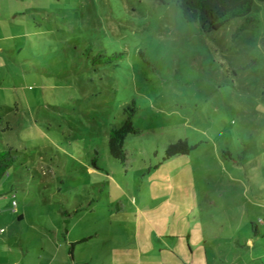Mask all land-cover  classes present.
<instances>
[{"label": "rangeland", "instance_id": "obj_1", "mask_svg": "<svg viewBox=\"0 0 264 264\" xmlns=\"http://www.w3.org/2000/svg\"><path fill=\"white\" fill-rule=\"evenodd\" d=\"M178 1L0 0L28 23L0 26V152L16 159L0 182V230L17 254L37 258L56 236L86 239L78 258L133 253L210 229L211 212L260 208L264 0L242 33L245 19L209 35ZM133 111L123 162L109 135ZM180 143L190 153L168 156Z\"/></svg>", "mask_w": 264, "mask_h": 264}, {"label": "crops", "instance_id": "obj_2", "mask_svg": "<svg viewBox=\"0 0 264 264\" xmlns=\"http://www.w3.org/2000/svg\"><path fill=\"white\" fill-rule=\"evenodd\" d=\"M0 9L3 12L0 16L1 28H10L11 20L20 25L28 24L25 19L19 20L26 13L18 11L11 19L4 12L8 9L7 5L0 4ZM257 190L261 193L260 208L254 211L233 209L211 212L207 215L209 223H213L210 229L203 225L199 230L168 234L159 244L139 241L133 244V253L128 246L112 251H109L110 247L103 246L102 251L108 249L107 253L80 255L78 258L77 246L73 247V252H70V247L81 240L62 243L56 236L48 243L42 242L38 257L33 258L29 247L26 250L21 247V252L17 254L9 240H3L2 235L6 231L1 233L4 230L1 229L0 264H264V189L258 187ZM250 203L251 206L258 205L252 198ZM219 218H226L227 223L225 220L222 223ZM23 219L24 215H21L20 220ZM223 248L228 252L227 257ZM4 250L6 252L2 254ZM7 254L12 258L4 259Z\"/></svg>", "mask_w": 264, "mask_h": 264}, {"label": "trees", "instance_id": "obj_3", "mask_svg": "<svg viewBox=\"0 0 264 264\" xmlns=\"http://www.w3.org/2000/svg\"><path fill=\"white\" fill-rule=\"evenodd\" d=\"M177 6L181 9L185 21L197 24L204 35L219 32L237 19H245V23L237 30V33H242L253 23L250 17L254 7L253 0H179ZM135 111L127 115L120 127L110 132L109 149L114 159L123 162L127 160L126 140L130 135L138 133L133 124ZM191 150L187 143H180L170 147L167 154L168 156L183 155L190 153ZM15 161L12 149L0 152V182ZM86 241L83 239L72 244L70 252H73L75 245Z\"/></svg>", "mask_w": 264, "mask_h": 264}, {"label": "built area", "instance_id": "obj_4", "mask_svg": "<svg viewBox=\"0 0 264 264\" xmlns=\"http://www.w3.org/2000/svg\"><path fill=\"white\" fill-rule=\"evenodd\" d=\"M12 209L14 212H17V203L15 201L12 202ZM5 230H1V233H4Z\"/></svg>", "mask_w": 264, "mask_h": 264}]
</instances>
